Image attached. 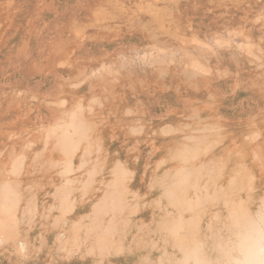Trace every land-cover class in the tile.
<instances>
[{
    "label": "rangeland",
    "instance_id": "374dc122",
    "mask_svg": "<svg viewBox=\"0 0 264 264\" xmlns=\"http://www.w3.org/2000/svg\"><path fill=\"white\" fill-rule=\"evenodd\" d=\"M250 224L264 261V0H0V264H244Z\"/></svg>",
    "mask_w": 264,
    "mask_h": 264
},
{
    "label": "bare ground",
    "instance_id": "6f19581e",
    "mask_svg": "<svg viewBox=\"0 0 264 264\" xmlns=\"http://www.w3.org/2000/svg\"><path fill=\"white\" fill-rule=\"evenodd\" d=\"M244 220H245V218H244ZM250 225L247 226V228L244 229L245 236L240 237L239 243H238L239 244V248L241 250V253L244 255V257H243V263L244 264H256V263L257 264H264V261H260L258 259H257V262L256 263L253 262V259L256 258L253 255V254H255V250L254 249L256 248L257 238H259L260 236L259 237L258 236L255 237V239H251V236L250 237L248 236V235H250L253 232L252 230H254V231L256 230V229L253 228L252 225H251L252 227ZM256 233H258V232H256ZM263 255H264V253H263Z\"/></svg>",
    "mask_w": 264,
    "mask_h": 264
}]
</instances>
